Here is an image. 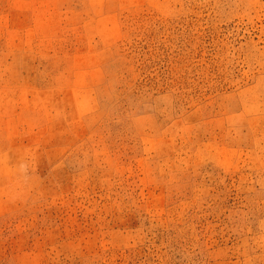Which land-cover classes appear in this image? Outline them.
Masks as SVG:
<instances>
[{"label": "rangeland", "instance_id": "374dc122", "mask_svg": "<svg viewBox=\"0 0 264 264\" xmlns=\"http://www.w3.org/2000/svg\"><path fill=\"white\" fill-rule=\"evenodd\" d=\"M0 264H264V0H0Z\"/></svg>", "mask_w": 264, "mask_h": 264}]
</instances>
